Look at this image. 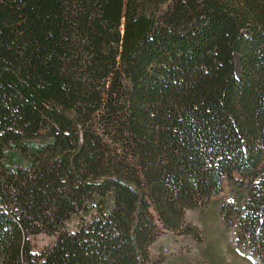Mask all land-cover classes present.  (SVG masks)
Masks as SVG:
<instances>
[{
	"label": "trees",
	"instance_id": "trees-1",
	"mask_svg": "<svg viewBox=\"0 0 264 264\" xmlns=\"http://www.w3.org/2000/svg\"><path fill=\"white\" fill-rule=\"evenodd\" d=\"M212 201L264 254V0H0V264H159Z\"/></svg>",
	"mask_w": 264,
	"mask_h": 264
},
{
	"label": "rangeland",
	"instance_id": "rangeland-1",
	"mask_svg": "<svg viewBox=\"0 0 264 264\" xmlns=\"http://www.w3.org/2000/svg\"><path fill=\"white\" fill-rule=\"evenodd\" d=\"M221 196L232 199L226 192ZM185 220L195 229L191 232L162 229L149 245L150 254L159 264H264V254L237 242L234 228L224 230L216 201L209 202L201 211H186ZM53 239L43 232L29 237L34 251L51 244Z\"/></svg>",
	"mask_w": 264,
	"mask_h": 264
}]
</instances>
